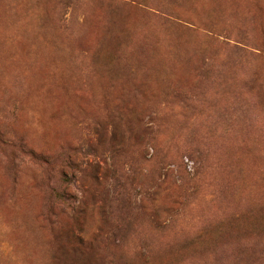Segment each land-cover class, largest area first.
<instances>
[{
    "label": "rangeland",
    "instance_id": "1",
    "mask_svg": "<svg viewBox=\"0 0 264 264\" xmlns=\"http://www.w3.org/2000/svg\"><path fill=\"white\" fill-rule=\"evenodd\" d=\"M0 264H264V0H0Z\"/></svg>",
    "mask_w": 264,
    "mask_h": 264
}]
</instances>
